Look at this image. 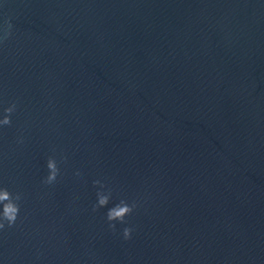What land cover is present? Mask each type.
I'll list each match as a JSON object with an SVG mask.
<instances>
[{
    "label": "water",
    "instance_id": "95a60500",
    "mask_svg": "<svg viewBox=\"0 0 264 264\" xmlns=\"http://www.w3.org/2000/svg\"><path fill=\"white\" fill-rule=\"evenodd\" d=\"M12 103L2 264H264V0H0Z\"/></svg>",
    "mask_w": 264,
    "mask_h": 264
},
{
    "label": "clouds",
    "instance_id": "9594fccd",
    "mask_svg": "<svg viewBox=\"0 0 264 264\" xmlns=\"http://www.w3.org/2000/svg\"><path fill=\"white\" fill-rule=\"evenodd\" d=\"M11 24L8 25L10 29ZM16 109V104L12 103L8 107H4L0 110V129L5 126H10L12 123V115ZM67 160L63 161L66 166ZM47 175L43 179V183L49 188H54L60 181L61 177V167L58 164L57 159L54 156H49L46 162ZM77 179H81L79 173L76 176ZM96 187H105L100 180H96L93 183ZM21 196L19 193H14L6 185L0 184V231L5 230V228H12L15 226L20 212H21ZM112 193L109 190L107 193L98 192L96 194V202L93 205V211L99 209H107L106 220L109 226L115 230L118 224H125L126 218L134 212L137 205L136 203H129L125 199H120L119 203L114 206L109 207L112 204ZM133 235V229L130 227H124L122 231V238L125 241L131 240ZM2 264V262H0Z\"/></svg>",
    "mask_w": 264,
    "mask_h": 264
}]
</instances>
